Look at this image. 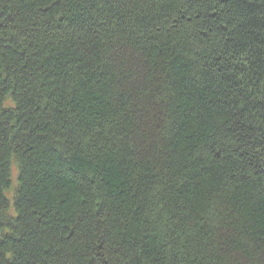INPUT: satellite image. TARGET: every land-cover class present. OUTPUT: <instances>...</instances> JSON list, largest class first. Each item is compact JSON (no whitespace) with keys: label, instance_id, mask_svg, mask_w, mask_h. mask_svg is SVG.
<instances>
[{"label":"trees","instance_id":"1","mask_svg":"<svg viewBox=\"0 0 264 264\" xmlns=\"http://www.w3.org/2000/svg\"><path fill=\"white\" fill-rule=\"evenodd\" d=\"M0 264H264V0H0Z\"/></svg>","mask_w":264,"mask_h":264}]
</instances>
